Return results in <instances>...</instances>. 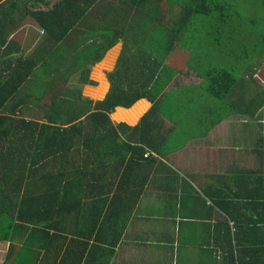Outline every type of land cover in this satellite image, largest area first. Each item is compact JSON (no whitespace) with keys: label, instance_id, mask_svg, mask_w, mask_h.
I'll use <instances>...</instances> for the list:
<instances>
[{"label":"trees","instance_id":"16d2710c","mask_svg":"<svg viewBox=\"0 0 264 264\" xmlns=\"http://www.w3.org/2000/svg\"><path fill=\"white\" fill-rule=\"evenodd\" d=\"M230 1L183 0L182 7L171 8L178 10L172 26L161 36V29L158 30L161 42L155 38L149 40L157 45L152 46L142 41L150 32L145 27L153 13L160 9L157 4L160 0H119L123 11L111 5L108 7L111 10L105 13H101L105 4H100V0H59L52 7L49 0H0V63L11 68L7 76L0 74V242L10 243L2 264H36L43 249L42 263H55L59 255L58 240L68 238L69 233L77 230L93 234L103 215H106V223L110 219L114 221V232H123L119 219L131 176L129 169L121 171L122 166L127 158L129 164L154 159L146 153V147L135 143L139 142L138 138L131 137L130 132L151 124L161 127L159 117L163 119L167 112L164 107L169 96L167 93L159 96L174 77L156 80L161 68L156 61L166 58L168 47L186 43L190 24L197 16L211 21L212 28L218 32L219 46L227 43L226 38L222 39L227 29L231 40L233 32L247 22L239 13L241 5ZM38 2H44L46 8H36ZM131 8H136L133 16ZM27 20H33L43 30L45 38L29 55L16 57L14 54L21 48L15 41V32ZM84 20L90 24L80 29ZM88 39L91 42L86 41ZM121 40L124 46L118 67L107 74L110 90L103 98L108 84L103 86L101 80L98 89L103 87L97 96L103 99L95 103L82 99L80 86L97 84L89 79L88 66L99 62L115 45L119 47ZM74 43L77 48L73 47ZM131 48L133 52L129 55ZM71 49L80 51L81 60L74 57L64 60L63 55ZM65 64H69L68 69L64 68ZM72 67L80 71L77 85L59 86L66 84L65 77L76 70ZM39 68H42L40 74L34 75ZM201 69L200 61L195 65L200 76ZM205 79L212 80L209 90L212 88L213 97L223 100L238 77L226 67L215 66ZM223 80L230 86L222 83L220 86ZM88 88H91L88 92L96 94L97 89ZM141 98L153 104L138 124L130 126L120 122L115 125L111 121L109 113L116 107L115 114L120 110L127 116L134 115L138 109L144 111L148 102L139 100ZM140 101L142 108L135 106ZM152 116L157 120L150 121ZM170 136L173 137V133L164 138V144H146L164 154ZM92 156L95 160L91 161ZM113 188L112 208L106 211L105 197L92 195L109 193ZM80 224L82 227L73 229ZM99 231L102 232V227ZM232 241L231 238L227 248L230 254L235 252ZM70 246L71 242L67 246L69 252ZM108 247L114 251L115 246ZM84 253L70 264L96 263L88 262Z\"/></svg>","mask_w":264,"mask_h":264},{"label":"crops","instance_id":"0c3cea01","mask_svg":"<svg viewBox=\"0 0 264 264\" xmlns=\"http://www.w3.org/2000/svg\"><path fill=\"white\" fill-rule=\"evenodd\" d=\"M235 1L264 6V0ZM250 11L242 15L251 16L253 19L247 20L255 22L254 28L258 29V22L264 21V7L260 12L258 8ZM263 27L260 36L252 37L253 45L261 47L257 56L262 60ZM257 33L258 30L255 35ZM235 42L236 38L233 46ZM117 48L118 44L112 50ZM110 57L113 60L114 52L109 53ZM200 61L205 63L204 56ZM68 65L64 68L68 69ZM10 69L0 63L3 76H7ZM201 70L202 77L195 69H189L183 74L184 80H179L178 73L175 74L159 98L167 93L172 99V92L184 84L201 87L210 69L206 74L203 65ZM251 71V79L261 78L256 63ZM251 76L247 74L245 80L233 81L223 100L213 97L212 88L209 95L206 89L205 92L200 90L198 99L204 102L203 110L194 106L196 103L193 106L186 103L185 113L177 108L178 116L173 119H170L173 110L165 111L164 118L159 117L161 127L151 124L147 128L141 126L138 132H130L131 137L138 138L139 142L135 143L146 147V153L154 159L135 163L130 160L129 164L127 158L122 166L121 171L129 169L131 176L127 184L129 191L123 195L126 204L121 208L119 219L123 232H114V221L110 219L106 223V215H103L104 220L97 223L93 234L77 230L69 233L68 238H60L59 255L52 264H70L73 259L75 263L83 251L88 262L95 264H264V75L261 80H249ZM221 83L229 84L225 80L219 82L220 86ZM139 100L148 102L144 113L127 116L120 110L116 114L110 112L111 121L112 116L125 120L138 118L137 122H126L130 126L138 124L153 104L146 98ZM137 105L142 108L143 104L140 101ZM154 120L157 119L152 116L150 121ZM172 130L177 131L176 141L166 145L164 154L146 144L166 143L164 138ZM173 139L172 136L168 138L171 142ZM93 159L92 156L91 161ZM91 161L89 164L93 166ZM113 193L115 188L109 193L96 192L92 196L105 197L104 210L107 211L112 208ZM140 230L142 238L138 237ZM229 234L235 246L233 254L227 251L231 242ZM108 246H115L114 251ZM41 251L36 264H43L44 249Z\"/></svg>","mask_w":264,"mask_h":264},{"label":"rangeland","instance_id":"374dc122","mask_svg":"<svg viewBox=\"0 0 264 264\" xmlns=\"http://www.w3.org/2000/svg\"><path fill=\"white\" fill-rule=\"evenodd\" d=\"M59 0H49V7H52L55 2H57ZM101 3L100 4H105L104 8H101V13H105L108 9L109 6L113 5L115 6L116 9H118V11H123V7L121 6V3L119 2V0H100ZM183 0H160V2H158V6L160 7V9L156 10L153 13V18H151L150 21L147 22L145 30L149 33H146L144 35V40L142 41L144 44L147 43V45H152V46H157L155 45L152 41H149L152 38L157 39L159 42H161L162 38H160V36L169 29L170 26H172V22L174 20V18L177 17L176 14H178V10L177 9H171L173 6L176 8L182 7L183 5ZM230 2L235 3V4H239L237 3L235 0H231ZM29 5H31V3H29ZM241 5V9L239 11V13H248L250 10V12H254L257 10L260 12L263 9V5H255V4H245L242 3ZM36 8H40V9H45L46 5L44 4V2H38V4L36 5ZM136 8H131V15L133 16V13L135 11ZM168 9V11H167ZM171 9V10H170ZM111 10V7L108 9ZM126 10V7H125ZM16 13L15 17H17L18 14V10H15ZM205 16L203 17H196L194 18V22L190 24V28H189V32H188V39L185 41L186 43L182 44V42H179L176 45L172 46L171 48H169L168 53L166 58L161 57L159 58L156 62L159 63L161 65V68L159 70V78L156 80H170V78L172 76L175 75V70L177 71V75H179V80H184V76L183 74L185 72H187L189 69H195V65L199 64V61L201 59V57L204 56L205 58V63H203L205 69H206V74H207V70H209L210 68H213L215 66H222V67H226L230 70L233 71V73L238 77V80H245V77L247 74H252L251 69L254 68L255 63L256 66L258 68V71L260 70V72L258 73L259 76H261L260 79H251L252 76L250 77L249 80H261L263 79V75H264V60L259 59L257 56V53H260L258 50L261 49V47H255L253 45V41L252 37H258V35L260 36V29L261 26H264V21H260L258 22V29L254 28L255 22L249 21L248 19H253L251 16H243V20H245L247 22V24L243 25L244 23H242V28H239L238 30H235L232 34V38L230 40V38L228 37L230 35L231 32H229V30L227 29L225 37L224 35L222 36L224 38H226L225 41H227L226 44H223L222 46H219L218 40L219 39L218 36V32H216L213 28H212V23L209 19L204 20ZM235 15L233 16V21H237V19H235ZM158 19V20H157ZM172 19V21H171ZM88 22V21H87ZM85 20L83 21L82 25L80 26V29H83L85 27H87L89 23H87ZM264 28V27H263ZM161 29L160 32V36L158 35V30ZM40 28H37V25H35L33 20H27V22H25L24 24H22L18 30L15 32V36L14 38L16 39L15 41L18 42V44L20 45L21 51L17 54H14L16 57H25L26 55H29L30 53H32L34 51V48H36L38 45H40L42 43V40H44L45 38V34H43L42 32H40ZM258 30L257 35L256 32ZM39 31V32H37ZM43 31V30H42ZM247 33V39L245 38V32ZM39 33V34H38ZM11 36V35H10ZM183 38H185V36H183ZM234 38H236V42L233 46V42H234ZM261 38V37H259ZM10 39V37H9ZM87 39V38H86ZM99 40V39H98ZM86 41H90L91 40H86ZM251 41V45H249V42ZM120 46L117 48V50H112L109 49L107 50L108 52H106V54H104L103 58L97 62V64H95L94 66L89 65V76L91 78V80H95L97 82V84H82V86H80L81 88V98L84 100H92L93 103L97 102L100 99H103L104 96L107 94V92L110 90L111 87V82L110 80L107 78V74L108 72H112L114 69H116L118 67L117 65V61L118 58L123 50V42L122 40L120 41ZM231 43V44H230ZM143 44V45H144ZM78 46V45H77ZM76 43L73 44L74 48H77ZM262 46H264V44H262ZM159 49V48H157ZM222 50V51H221ZM110 52H114V58L113 60H111L112 57L109 58V53ZM133 50L132 48L129 50V55L132 54ZM75 55V56H74ZM64 56V60H68L69 58H76L78 60H81L80 58V51L77 52V50H70L69 52H67ZM146 59L151 57L146 56ZM152 59H154V57H152ZM213 59L214 61L210 64L209 61ZM260 60V63H259ZM262 60V61H261ZM258 62V63H257ZM99 64V65H98ZM98 65V66H97ZM208 65V66H207ZM211 65V66H210ZM213 66V67H212ZM251 66V67H249ZM74 69V68H73ZM42 70V68H39L35 71V74H40V71ZM80 74H79V69H76L72 75L69 74V77H65L67 83H63L64 85L58 84L61 87H65L68 86H73V85H77V81L79 78ZM202 77V76H201ZM103 80V86L106 85V83L108 84V89L106 90V92L102 95L103 98H99L97 95L99 94L100 89L103 87L101 86L98 89V86H100V84H102ZM264 80V79H263ZM33 81V80H32ZM37 81V80H36ZM52 81V80H50ZM55 81V80H54ZM63 81V80H62ZM62 81L58 80V82ZM202 81V80H201ZM44 82H48L47 80H44ZM212 82V80H203L201 83V87L199 86H192L190 84H184L181 85L179 88H177L176 90H174L172 92V99L168 98V101L166 102L165 105V110H167V112L172 111V114L170 115V119H173L174 117L178 116L177 114L179 113V110H176L177 108H179L181 111H184V107L186 105V103H189L191 106L194 105V103H196V107L199 108V110H203V104L204 102L198 99L199 96V91L203 90V92H205L206 89V94L209 95L210 94V90H208L207 88V84ZM38 84V83H37ZM31 85V83H30ZM29 86V84H28ZM29 87H32L29 86ZM28 87V88H29ZM88 87H93L96 94H94V92H88V89L91 90V88ZM205 87V88H204ZM30 89V88H29ZM171 94H169L170 96ZM226 98V97H225ZM224 98V99H225ZM216 99H218L216 97ZM199 100V102H198ZM220 100V99H218ZM116 110V108H115ZM112 111V114L113 112ZM136 113H144V111L140 112V110L138 109L136 111ZM185 113V111H184ZM140 114V115H141ZM174 114V116L172 117V115ZM139 115V116H140ZM176 115V116H175ZM138 116V117H139ZM113 122L115 124H118L119 122H127V123H134L137 122L138 118H136L133 122V120L131 119H114L113 116L111 117ZM140 118V117H139ZM173 133V141H168L169 144H172L176 141L175 136H177V131L172 130L171 131ZM138 233V237L142 238L143 237V233L142 231H137ZM21 244V243H20ZM60 248V245L58 244L57 249ZM10 250V243L9 242H0V264L3 263V261L5 260L8 251Z\"/></svg>","mask_w":264,"mask_h":264},{"label":"water","instance_id":"95a60500","mask_svg":"<svg viewBox=\"0 0 264 264\" xmlns=\"http://www.w3.org/2000/svg\"><path fill=\"white\" fill-rule=\"evenodd\" d=\"M137 101H138V100H137ZM137 101H136V102H137ZM136 102H135V103H136ZM135 103H134V104H135ZM134 104H133V105H134ZM133 105H132V106H133ZM132 106H131V107H132ZM118 107H120V106H118ZM116 108H117V107H116ZM123 108H125V107H123ZM129 108H130V107H129Z\"/></svg>","mask_w":264,"mask_h":264}]
</instances>
